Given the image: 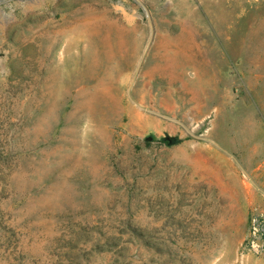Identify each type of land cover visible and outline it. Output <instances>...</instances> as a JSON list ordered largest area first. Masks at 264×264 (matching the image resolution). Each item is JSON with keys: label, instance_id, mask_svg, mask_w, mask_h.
<instances>
[{"label": "rangeland", "instance_id": "obj_1", "mask_svg": "<svg viewBox=\"0 0 264 264\" xmlns=\"http://www.w3.org/2000/svg\"><path fill=\"white\" fill-rule=\"evenodd\" d=\"M256 212L264 0H0V264H260Z\"/></svg>", "mask_w": 264, "mask_h": 264}, {"label": "built area", "instance_id": "obj_2", "mask_svg": "<svg viewBox=\"0 0 264 264\" xmlns=\"http://www.w3.org/2000/svg\"><path fill=\"white\" fill-rule=\"evenodd\" d=\"M247 250L264 256V213L256 212L251 218Z\"/></svg>", "mask_w": 264, "mask_h": 264}, {"label": "water", "instance_id": "obj_3", "mask_svg": "<svg viewBox=\"0 0 264 264\" xmlns=\"http://www.w3.org/2000/svg\"><path fill=\"white\" fill-rule=\"evenodd\" d=\"M166 142H167V143H171V142H172V140H169V139H167V140H166Z\"/></svg>", "mask_w": 264, "mask_h": 264}, {"label": "crops", "instance_id": "obj_4", "mask_svg": "<svg viewBox=\"0 0 264 264\" xmlns=\"http://www.w3.org/2000/svg\"><path fill=\"white\" fill-rule=\"evenodd\" d=\"M260 264H264V262L263 263H260Z\"/></svg>", "mask_w": 264, "mask_h": 264}]
</instances>
